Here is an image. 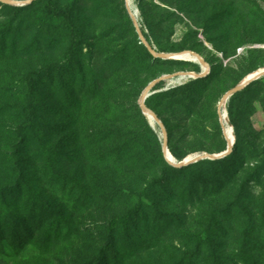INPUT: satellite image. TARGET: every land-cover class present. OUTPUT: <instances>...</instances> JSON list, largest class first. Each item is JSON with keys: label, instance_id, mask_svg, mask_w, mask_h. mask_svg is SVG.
Returning a JSON list of instances; mask_svg holds the SVG:
<instances>
[{"label": "rangeland", "instance_id": "obj_1", "mask_svg": "<svg viewBox=\"0 0 264 264\" xmlns=\"http://www.w3.org/2000/svg\"><path fill=\"white\" fill-rule=\"evenodd\" d=\"M127 2L156 53L193 51L207 65L194 84L161 81L150 108L144 101L172 158L231 152L168 170L139 197L164 167V137L141 95L158 77L204 66L150 58L126 0H54L76 36L44 0L0 1V264H264V78L225 101V129L218 112L264 69V0ZM46 65L34 77V120L17 130L24 76ZM137 203L128 240L110 235L108 221Z\"/></svg>", "mask_w": 264, "mask_h": 264}, {"label": "trees", "instance_id": "obj_2", "mask_svg": "<svg viewBox=\"0 0 264 264\" xmlns=\"http://www.w3.org/2000/svg\"><path fill=\"white\" fill-rule=\"evenodd\" d=\"M54 0H44V4H43V8L44 10L47 12L48 15L52 16V17H63L64 21H65V27L66 29L73 35L76 36L77 30L74 27V24L72 22L71 19V15L67 10H61L57 7H55V5L53 4ZM152 47V46H151ZM183 50L182 47H178V48H170V50L168 51H164V52H178ZM147 51V55L152 58L153 56L150 54V52L148 50ZM70 55V51L68 50L65 53V59H67L65 66H68L70 64V59L69 58ZM50 65H46L45 67L35 70V71H31V72H27L24 76V80H25V84H26V97H25V101H24V109H25V119L22 121V123L19 125V127L17 128V130H19L20 128H22L23 126H27L30 125L33 120H34V114L32 111V103H33V88H34V77L39 76L40 74H44L47 73L50 70ZM264 77L253 81L252 83H250L248 86L250 85H254L260 82L261 79H263ZM197 80V79H196ZM195 80L191 81L190 84H194ZM247 87V86H246ZM245 87V88H246ZM243 93V89L237 93L234 94L235 95H239ZM145 104L147 105V107L150 108V106L148 105L147 101H145ZM144 116H142L143 118ZM159 117V116H158ZM144 121L146 122V119L144 117ZM147 125V123H146ZM148 127V126H147ZM149 128V127H148ZM17 150V146H14V152ZM158 157L161 158L164 161V167L161 170V175L159 178L153 179L149 184H147V186L139 193V197H147V193L148 190L156 184H160L162 183L165 175L168 173V170H182V169H186L187 167H183V168H174L172 167L167 161L165 162V158L164 155L162 153V151L158 152ZM227 157H224L222 159H217V160H201L198 161L195 164H199V163H210V164H221L222 162H224V160H226ZM141 208V204L137 203L134 206H132L131 208H129L128 210H126L123 213L117 214L115 216H113L107 223V228L106 230L108 231V233L110 235H118V236H123L125 241L128 240L129 235L131 233V225H130V220L132 215H134L135 213H138L139 210ZM110 249H112V245L109 246ZM211 255L214 256L215 255V250L214 248L211 249ZM212 264H220L219 260L217 259V257H214Z\"/></svg>", "mask_w": 264, "mask_h": 264}, {"label": "water", "instance_id": "obj_3", "mask_svg": "<svg viewBox=\"0 0 264 264\" xmlns=\"http://www.w3.org/2000/svg\"><path fill=\"white\" fill-rule=\"evenodd\" d=\"M0 1L4 2V3H7V4H13V5L21 3L20 5L24 6L25 4H30L34 0H25V1H22V2H19V1H16V0H0ZM126 7H127V10L130 12V15H131V17L133 19V22H134V25H135V29H136L137 35H138L141 43H143L145 48L150 52V54L153 57H159V58H161L163 60L169 59L170 57H173V59H182L183 55L188 54V55L193 56L198 63H200L201 65L204 66V70L202 72H200V73L193 72V71H180V72L173 73L171 75L158 77V78L154 79L151 83L148 84V86L146 87V89L144 90V92L141 95L140 104L142 105V108L145 110V114L147 115V117L149 115L150 116V118H149L150 121L152 123H156L160 127V129L162 131V134H163V137H164L162 152H163V155H164L166 161L170 165H173L174 167L181 168V167L187 166L189 164H194V163H197L198 161L205 160V159L216 160V159H222V158L226 157L231 152V146L230 145H228L226 151L220 152L218 154H206V153L197 154V155H194V156H192L190 158L184 159L182 161H176L175 159L173 160V159L169 158V155L171 156V154L169 153V151L167 149V146H166V139H165L166 138V130H165V126L163 125V123L161 122V120L159 119L158 115L155 112L145 108L144 101L150 95L153 94L151 92L153 87L156 84H158L159 82H161V81L180 80V79H189V78L195 80V79H198V78H203L206 75V73H207V65H206L205 61L203 60V58L200 55H198L195 52H193V51H181V52L176 53V54L156 53L155 49H153V47H151V45L143 37V34H142V32H141V30L139 28V25L136 23L134 14L131 13V11H130V8H129L127 0H126ZM182 60H184V59H182ZM262 77H264V69H262L261 71L257 72L251 78H249L247 80H244L241 84L237 85L236 87L230 89L223 96V98L220 100V102L218 104L219 118H220V122H221L222 126H223L224 113L227 116V112L225 110H221L222 107L224 106L225 101L229 97L234 95L235 93H237V92L241 91L242 89H244L246 86H248L253 81H256V80H258V79H260ZM224 129H225V127H224Z\"/></svg>", "mask_w": 264, "mask_h": 264}, {"label": "bare ground", "instance_id": "obj_4", "mask_svg": "<svg viewBox=\"0 0 264 264\" xmlns=\"http://www.w3.org/2000/svg\"><path fill=\"white\" fill-rule=\"evenodd\" d=\"M185 55H187L188 57H191V55H188V54H185ZM192 59H194L193 58V56H192ZM262 70V69H261ZM261 70H259V71H261ZM259 71H254V72H252V73H250L249 75H247L246 77H245V79L244 80H247V79H249V78H251L253 75H255L257 72H259ZM224 113V112H223ZM223 121H226V117L225 116H223ZM152 123V122H151ZM226 133H227V135H228V140L229 139H232L233 138V135H232V133H231V129H230V127H227L226 128ZM227 137V136H226ZM231 144V143H230ZM190 157H192V156H189V157H187V158H190ZM169 158L170 159H173L170 155H169ZM186 158V159H187ZM174 160V159H173Z\"/></svg>", "mask_w": 264, "mask_h": 264}]
</instances>
